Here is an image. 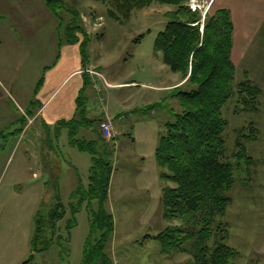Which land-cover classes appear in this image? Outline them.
Masks as SVG:
<instances>
[{
	"label": "rangeland",
	"instance_id": "1",
	"mask_svg": "<svg viewBox=\"0 0 264 264\" xmlns=\"http://www.w3.org/2000/svg\"><path fill=\"white\" fill-rule=\"evenodd\" d=\"M61 1L64 9L57 13L62 21V31L67 25L78 26L81 34L77 32V36L79 39L86 38L87 41L84 51L91 61H87L85 71L94 72V79H91L88 87L91 89V86L97 85L92 93L98 99L97 103L95 101L97 111L90 112L89 117L100 119L99 123L107 121L112 128L111 138L102 136L104 143L99 145L101 150L107 151V159L113 167L112 186L109 187L104 208L112 216L114 227L103 248L105 257H95L89 264L189 263L192 261L189 253H163L159 243L153 240L156 234L167 227L179 224V221H166L162 217L160 194L163 188L174 185L160 180V170L154 159V148L162 130L159 129V123L170 120L166 117V110L178 109L177 102L173 99L166 100V97L175 89L187 88V77L171 72L162 63L161 54L153 51L155 38L164 30L168 22L167 15L174 7L154 1L148 7L134 8L125 16L112 1ZM212 1L187 0L184 3L189 11L197 13L200 33H203L207 17L216 11ZM237 1L253 8L248 3L250 0ZM239 15L242 16L241 13ZM247 15L253 18L242 22L237 20L239 24L233 25V55L231 50L230 58L235 68L234 86L247 77L260 89V96L256 113L236 112L237 89L233 86L234 97L222 111V117L228 123L224 132L226 157L233 164L236 162L231 156L236 152L238 131L245 128L244 134L249 136L247 127L250 125L253 128L251 135H254V139L244 142L250 161L241 163L235 171L236 181L228 194L231 198L230 205L225 214L216 219V222L225 225L227 239L222 243L235 253L229 264H264V12ZM256 16L258 20L255 19ZM140 35L141 39L138 38ZM132 82L137 85H128ZM155 102H162L163 108L151 112L154 115L157 113V117L137 112L139 120L135 122L132 110L145 109ZM103 107L106 117L101 112ZM2 110L0 107V112ZM125 115L131 116L125 118ZM85 133V130H81L77 138H85ZM1 141L0 139V143ZM68 141L67 135L61 134L60 142L58 141L60 166L64 169H70L69 163L73 158L71 153L79 154L77 149L69 148ZM22 148L23 144L19 151ZM79 157H83L79 171L71 169L63 172L56 183L58 202L65 212L58 223L61 240L31 257L30 249L25 262L85 264V258L91 256L98 235L90 239L91 213L87 210L88 201L83 200L85 192L78 194L77 191L80 185L83 186L82 191H86L88 187L91 161L88 154ZM15 187L17 186L12 187L15 192L20 190ZM71 209L76 212L72 213ZM89 209L97 211V202L91 201ZM70 223L73 225L71 228ZM54 233L51 230L48 235L52 236ZM213 242L212 238L210 247Z\"/></svg>",
	"mask_w": 264,
	"mask_h": 264
},
{
	"label": "trees",
	"instance_id": "2",
	"mask_svg": "<svg viewBox=\"0 0 264 264\" xmlns=\"http://www.w3.org/2000/svg\"><path fill=\"white\" fill-rule=\"evenodd\" d=\"M112 1L127 16L134 8L148 7L154 1L168 4L174 10L167 15L168 22L159 32L153 43L154 53L161 54V60L171 72L187 77L185 90L175 89L166 97L178 104V109L166 110V122H160L161 133L154 150V159L160 170V180L172 183L173 187L163 188L161 193L162 217L166 221H179L156 234L153 240L160 245L163 253H189L191 262L186 264H229L235 253L222 242L227 239L225 225L216 222L230 205L229 192L235 183V171L241 163L250 161L246 155L244 142L254 139L253 128H247L250 135L244 134L245 128L237 133L236 152L232 154L233 164L226 157L224 132L228 126L222 117V111L228 101L234 97V72L231 61L233 23L230 12L218 9L208 16L203 33H200V19L197 13L184 6L187 0H105ZM46 5L60 20L57 11L63 10L61 0H45ZM78 26L67 25L64 30L65 41L79 43L84 60L86 38L77 36ZM142 35L138 38L141 39ZM90 85L85 80L76 101V117L61 122L67 127L70 144L90 156L91 167L88 173V187L77 189L88 201L87 210L91 213L90 239L98 235L89 264L95 257L103 258V248L113 232V219L104 208L113 173V167L107 159V151L101 150L100 140L86 141L78 139V131L86 122L85 98L83 91ZM236 90V112L256 113L259 107L260 89L245 77ZM162 102L154 103L139 113H151L161 109ZM163 109V108H162ZM178 111V112H177ZM157 117V113H156ZM101 122L100 119L96 120ZM100 125V123H99ZM96 201L97 211L89 209V203ZM71 212H76L71 209ZM65 212L58 202L41 204L34 218V232L31 239V256L46 250L48 246L60 241L58 223ZM72 222H75L72 214ZM70 223V228L73 227ZM69 226V224H68ZM69 228V229H70ZM51 230L54 234L49 236ZM69 234L67 233V236ZM213 246H209L211 239ZM67 239V237L65 238ZM95 254V256H94ZM30 260V259H29ZM25 263H28L26 261Z\"/></svg>",
	"mask_w": 264,
	"mask_h": 264
},
{
	"label": "crops",
	"instance_id": "3",
	"mask_svg": "<svg viewBox=\"0 0 264 264\" xmlns=\"http://www.w3.org/2000/svg\"><path fill=\"white\" fill-rule=\"evenodd\" d=\"M212 2L216 10L230 12L233 25L237 20L253 18L247 14L264 12L261 0L248 1L253 8L237 0ZM63 34L59 18L45 0H0V264H27L24 259L31 249L36 212L41 204L55 202L56 183L63 172H78L83 159L79 156L87 154L69 140V148L79 154L71 153L70 169L60 166L61 134L69 139L67 127L60 123L76 117V101L84 81L94 79L85 71L91 60L88 56L84 60L80 44L67 43ZM93 88L83 91L86 122L78 134L85 130L86 139H82L86 141L102 136L97 118L89 117L90 112L97 111ZM102 110L106 117L105 108ZM132 112H136L131 115L137 122L139 113ZM153 115L149 114L156 118ZM111 184L112 177L110 188ZM14 186L20 190H12Z\"/></svg>",
	"mask_w": 264,
	"mask_h": 264
},
{
	"label": "built area",
	"instance_id": "4",
	"mask_svg": "<svg viewBox=\"0 0 264 264\" xmlns=\"http://www.w3.org/2000/svg\"><path fill=\"white\" fill-rule=\"evenodd\" d=\"M86 72L89 73L90 75L94 74V72L90 71V70H87ZM96 84H97V82H96ZM93 87H97V85H95ZM99 128H100V131H101V133H102V135L104 137L111 138V136H112V128H111V125H110L109 122L102 121V123H100V125H99Z\"/></svg>",
	"mask_w": 264,
	"mask_h": 264
},
{
	"label": "bare ground",
	"instance_id": "5",
	"mask_svg": "<svg viewBox=\"0 0 264 264\" xmlns=\"http://www.w3.org/2000/svg\"><path fill=\"white\" fill-rule=\"evenodd\" d=\"M103 136V135H102Z\"/></svg>",
	"mask_w": 264,
	"mask_h": 264
}]
</instances>
